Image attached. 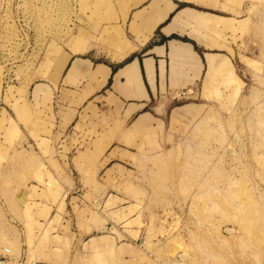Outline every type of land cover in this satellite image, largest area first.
Instances as JSON below:
<instances>
[{
	"label": "rangeland",
	"instance_id": "obj_1",
	"mask_svg": "<svg viewBox=\"0 0 264 264\" xmlns=\"http://www.w3.org/2000/svg\"><path fill=\"white\" fill-rule=\"evenodd\" d=\"M249 2L246 37H225L236 52L235 74L228 67L220 74L226 78L213 83L216 90L184 99L200 104L195 117L173 121L156 153L123 155L134 160L125 175H114L107 191L100 188L108 184L99 182L115 131L106 125L98 130L81 106L66 134H78L87 146L82 160L88 168L62 169L59 161L70 159L59 158L60 139L52 137L65 119L58 91L37 100L33 87L57 83L58 70L71 58L70 44L75 53L87 49L84 42L114 48L100 37L118 20L122 0H0V264H53L51 248H64L54 234L64 233L57 227L42 235L34 201L57 200L55 189L66 191L68 172L77 181L70 195L86 193L90 200L99 187L103 198H126V211L137 216L133 235L139 233L136 243L143 248L140 264H264V0ZM127 10L124 2L123 17ZM84 99L81 94L79 103ZM99 206L89 209L101 212ZM119 213L110 215L117 220ZM127 222L123 227L130 230ZM71 246L65 260L73 257ZM103 260L85 257L75 264L117 262L114 252Z\"/></svg>",
	"mask_w": 264,
	"mask_h": 264
},
{
	"label": "crops",
	"instance_id": "obj_2",
	"mask_svg": "<svg viewBox=\"0 0 264 264\" xmlns=\"http://www.w3.org/2000/svg\"><path fill=\"white\" fill-rule=\"evenodd\" d=\"M249 1L122 0L120 5L117 4L118 20L110 22L103 31L105 35L100 37L109 38L114 48L109 46L105 51L104 47L84 42L88 50L75 53L70 44L67 52L71 58L62 71L58 70L57 83L39 82L33 87L37 100L46 96L50 99L58 91L65 119L59 120L60 129L53 130L52 137L60 139L59 158L70 159L68 164L59 161L62 169L88 168L82 160L89 152L87 146H81L82 139L78 134H66L81 106L93 117L98 130L106 125L115 131L107 146L113 145L112 150L103 158L104 161L109 157L102 164L104 182L98 181L102 186L108 185L100 190L110 189L113 184L108 182L114 175L127 173L126 164L134 159L123 156L126 153H135L139 159L156 153L169 138V125H173V121L195 117L200 109L197 102H185L184 99L198 97V94L205 97V92L216 90L213 83L226 78L220 74L228 67L235 74L232 58L236 52L225 37H246L250 27ZM124 2H128L125 17L121 13ZM109 32H115L119 39L113 40L108 36ZM230 48L233 54L228 50ZM202 86L204 90L199 93ZM39 87L42 90H37ZM81 94L85 99L79 103ZM65 184L66 191L55 189L57 200L51 197L42 202L34 201L37 215L42 217L37 218L36 228L42 229V235L45 230L53 231L57 227L64 233L54 234L65 249L62 246L51 248L54 250L51 262L75 264L85 257L105 262L103 256L114 252L116 264H140L143 248L136 243L139 233L136 237L133 235L139 231V226L135 227L134 223L137 216L127 212L131 205L124 206L126 198L114 193L103 198L98 192L99 187L97 192H90V200L86 193L70 195L77 181L69 172ZM44 191L50 195L48 189ZM94 204L100 205L101 212L89 209ZM123 210L127 211L123 213ZM118 211L115 220L110 214L115 215ZM127 220L131 222L130 230L123 227ZM72 225L77 228L76 232L68 230ZM70 243L73 257L65 260L63 253L67 252ZM78 251L80 254L76 256Z\"/></svg>",
	"mask_w": 264,
	"mask_h": 264
},
{
	"label": "built area",
	"instance_id": "obj_3",
	"mask_svg": "<svg viewBox=\"0 0 264 264\" xmlns=\"http://www.w3.org/2000/svg\"><path fill=\"white\" fill-rule=\"evenodd\" d=\"M1 31L2 30H1V25H0V41L2 40V37L5 36V34L3 32H1ZM29 264H49V263H46L44 261L35 260V261L30 262Z\"/></svg>",
	"mask_w": 264,
	"mask_h": 264
},
{
	"label": "bare ground",
	"instance_id": "obj_4",
	"mask_svg": "<svg viewBox=\"0 0 264 264\" xmlns=\"http://www.w3.org/2000/svg\"><path fill=\"white\" fill-rule=\"evenodd\" d=\"M112 39L115 40V38H112ZM87 50H88V49H86L85 51H87ZM85 51H84V52H85ZM84 52H83V53H84ZM100 86H101V84H100L98 87H100ZM134 127H136V126H134Z\"/></svg>",
	"mask_w": 264,
	"mask_h": 264
}]
</instances>
